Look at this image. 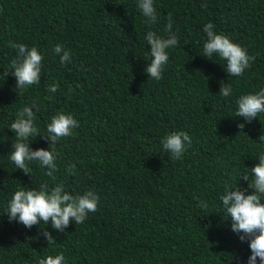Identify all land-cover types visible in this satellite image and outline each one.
<instances>
[{"label":"trees","instance_id":"1","mask_svg":"<svg viewBox=\"0 0 264 264\" xmlns=\"http://www.w3.org/2000/svg\"><path fill=\"white\" fill-rule=\"evenodd\" d=\"M137 5L0 0V264H38L60 253L63 264H247L248 240L231 230L219 197L237 184L254 191L239 176L264 153V113L251 122L235 117L237 99L264 88V0H154L158 19L151 25ZM169 15L179 43L167 50L157 81L144 71L151 61L145 37L153 31L167 38ZM209 22L254 58L242 76L228 75L218 55L203 56ZM9 42L43 56L40 82L27 90L15 88L17 49ZM57 44L70 54L63 64ZM221 83L232 96L219 94ZM26 106L43 135L58 113L78 121L55 145L52 176L38 161L25 174L10 159L16 137L8 127ZM179 131L191 145L173 159L162 141ZM43 135L29 141L31 150L48 148ZM42 183L74 196L91 190L97 210L82 224L70 220L63 232L10 221L13 193Z\"/></svg>","mask_w":264,"mask_h":264},{"label":"clouds","instance_id":"2","mask_svg":"<svg viewBox=\"0 0 264 264\" xmlns=\"http://www.w3.org/2000/svg\"><path fill=\"white\" fill-rule=\"evenodd\" d=\"M137 7L146 18V23L151 25L157 22L154 0H138ZM171 28L172 18L169 15L165 28L170 33L167 38L158 36L153 31L146 33L145 39L150 47L149 55L145 59L150 57L151 61L144 71L148 77L157 81L162 79L163 68L169 60L167 50L179 43L178 38L171 34ZM213 28L211 22L204 25L203 31L207 39L203 45V56L210 58L214 54L218 55L221 60L226 61L224 67L228 75L242 76L254 58L247 54L245 48L233 42L228 36L217 34ZM9 43L10 47L17 49V59L12 61L11 68L16 78L15 88L17 91L27 90L29 86L40 82L43 56L36 47L28 48L22 43ZM54 52L59 55L62 64L70 60L69 52L64 51L61 45H55ZM6 76L7 72L4 74V77ZM48 90L52 93L57 92L58 84L49 85ZM219 94L225 98L230 97L232 88L221 83ZM236 103L235 117H243L245 121L251 122L260 113H264V88L255 94L241 95ZM32 107H36L35 104ZM34 119V111L26 106L18 111L16 119L8 127L16 137L10 159L14 162L15 168L25 174L31 171L30 162L38 161L41 166H47L46 175L52 176L56 170L54 155L56 143L73 135V129L79 127V124L70 114L58 113L47 125V135H43L35 126ZM238 127L243 129L244 124L241 123ZM39 135H43L44 139L49 141L48 148L31 150L29 141ZM162 144L163 149L170 153L173 159H179L186 151V144L191 145V138L186 132H173L163 139ZM257 157L258 163L250 168V172L239 176L243 177L248 182V187L254 191L247 192L237 184L235 188H225L219 197L225 211L224 218H230L231 230L239 235L241 241L248 240L251 254L247 264H256L257 257L259 264H264V153ZM98 200L99 196L91 190L74 196L65 191L63 185L50 187L47 183H42L38 190L20 188L15 191L8 202L6 213L10 221L17 220L26 228L41 225L42 222V225L50 223L53 229L63 232L70 220H74L75 224L84 223L89 212L97 210ZM200 206L207 208L208 205L201 200ZM43 236L48 241L53 240L48 231H44ZM64 260V255L60 253L55 256L48 255L40 259L38 264H63Z\"/></svg>","mask_w":264,"mask_h":264}]
</instances>
